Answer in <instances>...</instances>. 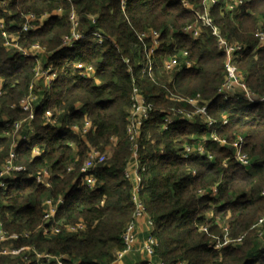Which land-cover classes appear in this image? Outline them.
Instances as JSON below:
<instances>
[{
  "label": "trees",
  "instance_id": "obj_1",
  "mask_svg": "<svg viewBox=\"0 0 264 264\" xmlns=\"http://www.w3.org/2000/svg\"><path fill=\"white\" fill-rule=\"evenodd\" d=\"M202 1L125 0L123 7L120 0H11L6 7L0 3V20L9 34H16L21 46L38 43L45 47L46 62L58 72L54 82L39 84L42 96L34 107V117L17 133L31 126L34 135L18 142L16 179L6 180L10 185L6 191L0 190L4 227L9 232H28L27 237L15 241L16 246L34 245L40 251L65 256L63 264H106L113 260L133 212V185L124 178L123 170L131 153L126 124L130 95L136 86L154 108L139 138L140 159L146 164L139 194L155 224L156 258L165 264H264V250L259 251L252 232L239 244L217 250L212 238L200 230L205 226L209 234L220 236L227 224L230 235L236 237L264 213V102L225 99L217 92L225 75L224 54L212 28L203 26L183 3L201 9ZM238 1L241 3L230 11L228 6ZM71 12L82 26L100 29L113 42L99 45L85 38L70 48L61 47L62 37L70 31ZM28 13H47L48 18L41 27L22 32L20 24ZM210 13L221 35L242 46L235 60L248 89L264 95V44L252 52L256 31H264V0H217ZM194 22L201 28L200 34H184L182 29ZM148 29L161 33L156 68L163 57L178 50H186L192 61L190 68L174 73L166 88L138 75L141 55L135 32ZM124 57L130 59L134 80ZM77 64L90 65L94 78H80ZM35 66L34 58L8 49L0 32V169L16 138V134L3 133L4 122L28 117L19 103L28 94ZM171 93L209 101V113L218 121L216 134L228 143L242 134V151L252 165H239L228 144L211 140L205 144L211 158L206 154L180 156L183 144L208 136L210 129H202L197 120L192 124L177 120L164 130L161 124L169 109L189 108L168 98ZM46 110H52L57 125L47 123ZM85 115L95 131L82 137L63 130L67 124H82ZM222 115H228L226 124L221 123ZM106 145L110 149L106 160L94 169V186L79 185L80 167L90 147L102 151ZM33 148L40 154L34 155ZM44 168L50 172L48 187L34 178ZM200 190L206 194L200 195ZM59 195L64 196V203L55 218L66 223L82 221L85 231L43 233V201ZM0 264L23 262L0 255Z\"/></svg>",
  "mask_w": 264,
  "mask_h": 264
},
{
  "label": "built area",
  "instance_id": "obj_2",
  "mask_svg": "<svg viewBox=\"0 0 264 264\" xmlns=\"http://www.w3.org/2000/svg\"><path fill=\"white\" fill-rule=\"evenodd\" d=\"M11 0H0L1 6L6 7L7 3ZM217 0H203L201 9H194L192 6L183 2L185 6L191 9L196 18L205 27H211L212 33L217 37L218 48L224 54L225 75L221 85L218 87V93L225 99L240 98L244 99L251 104L264 102V95H257L248 89L244 75L238 70L236 65V58L238 52L242 51L240 44H233L228 42L220 33L218 27L213 23L210 13V8ZM121 7L124 6L125 0H120ZM241 1L230 4L228 9L234 11L236 6ZM61 9L57 10L60 13ZM48 18V14L44 13L40 16L34 13H28L23 16L21 22V31L27 32L31 29L41 27L44 21ZM92 19L91 23H94ZM70 31L68 34L62 37L61 47L70 48L78 41L85 38H90L95 43L103 45L107 41H112L105 32L98 28L89 29L87 26H82L77 15L74 12L69 14ZM0 32L4 38V45L10 49L15 48L18 52L25 57L34 58L36 60V66L33 68V80L29 84L28 94L20 101L19 105L21 109L28 113V117L25 119L5 120L3 133L6 136L15 135L16 138L12 142L8 157L5 159L0 169V190L3 192L7 190L10 185L6 180L16 179V172L19 169L15 165L16 160V146L21 140H29L34 135V129L30 126L24 133H19L23 130V124L28 119L34 117V107L37 105L39 98L42 96L39 84L48 85L54 82L58 77V72L54 70L52 64L46 62V67L41 68L39 61L40 56H44L45 47L38 43L32 44L30 47H24L17 43L18 36L16 34L11 35L6 30L3 21L0 20ZM184 34L191 37H197L201 28L197 25V22L191 23L182 29ZM136 38L139 44V53L141 55V62L138 67V75L140 77H147L152 81L157 82L160 86L165 87L168 83L174 79V73H180L192 66V61L188 59V52L186 50L173 49V54L165 56L161 59V64L155 67L156 52L160 47L161 33L156 29H148L144 31H136ZM257 43L253 47L252 52H256L257 48L264 44V31H256ZM124 62L128 65V69L132 79L134 80V72L130 59L124 57ZM78 70V76L80 78H94V69L88 65L83 67L81 64L76 65ZM160 67V68H159ZM162 79V80H160ZM168 98L177 100L179 102L186 103L189 108L181 109H169L164 114L161 127L165 130L169 125L177 120L192 124L196 120L202 122V129H210V134L203 138L193 141L192 143L183 144L178 150L180 156L188 157L191 155H203L206 154L208 158H211L207 154L205 144L207 141H215L220 145H229L232 150V158L241 166L249 167L252 165L251 159L247 153L242 151V145L245 143V137L242 134H237L228 143L225 139L220 138L214 127L218 123L217 119L209 113V101L199 100L196 97L180 96L175 94H169ZM154 110L153 105L147 102L141 90L138 87L132 89L130 95V108L126 124V135L131 143V153L128 158L127 164L123 170L124 178L132 183L131 200L133 203V212L130 219L123 228L120 238L122 247L113 253V260L106 264H128L123 263L129 256L139 255V263L143 264H165L162 260L156 258V246L157 239L153 235L155 224L147 212L146 206L140 197V190L142 188L143 173L146 169V164L141 161L139 154V138L141 133V127L145 120H147ZM44 118L47 123L57 125L56 119L53 117L52 110H46L44 112ZM228 122V115L221 116V123L226 124ZM28 122V126H29ZM65 132H72L73 134L85 137L87 134L95 131L94 123L85 115L82 124H67L63 126ZM115 138H111V141H115ZM32 153L39 155L38 148H33ZM107 153L100 151L95 147H90L88 154L80 167L79 185L92 188L96 182L94 177L95 167L106 160ZM72 167H68V171ZM35 180L44 186H49L50 172L47 168L42 169L34 176ZM212 192H216V188H211ZM200 195L206 194V190H200ZM261 195L264 197V188L261 191ZM64 203V196L59 195L56 198H46L43 201V224L41 230L44 234L56 235L61 232L66 233H81L85 231L86 226L82 221L74 223H66L62 220L55 218L58 207ZM210 236L213 240V248L220 250L228 245H236L242 242L243 238L250 231H253L254 236L258 240V248L264 250V213L252 224L248 231L241 233L236 237L230 235L231 230L226 225L222 227L221 235L209 234L207 228L202 226L201 229ZM28 232H9L0 220V255L8 256L11 259L19 258L23 264H49L51 261H55L57 264H63V259H67L65 256H56L46 251L38 250L34 245L29 246H16L15 241L21 237H27ZM215 240V241H214ZM131 264H137L136 259Z\"/></svg>",
  "mask_w": 264,
  "mask_h": 264
},
{
  "label": "rangeland",
  "instance_id": "obj_3",
  "mask_svg": "<svg viewBox=\"0 0 264 264\" xmlns=\"http://www.w3.org/2000/svg\"><path fill=\"white\" fill-rule=\"evenodd\" d=\"M39 61H40V63H41V68H43V67H46V59H45V57L43 56H40V58H39ZM160 68V67H159ZM27 114V113H26ZM109 146L108 145H106L105 146V148L102 150V151H105L106 153L109 151ZM252 232V234H253V237H255L254 236V232L253 231H251ZM215 241V240H214ZM258 242V241H257ZM259 249V248H258ZM261 249H259V251H260ZM135 259H136V263L138 264L139 263V260H140V256L137 254V255H135V256H129V257H127L125 260H124V262L123 263H129V264H131L133 261H135Z\"/></svg>",
  "mask_w": 264,
  "mask_h": 264
}]
</instances>
